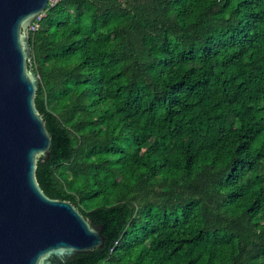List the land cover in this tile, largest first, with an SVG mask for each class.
<instances>
[{
  "label": "trees",
  "instance_id": "1",
  "mask_svg": "<svg viewBox=\"0 0 264 264\" xmlns=\"http://www.w3.org/2000/svg\"><path fill=\"white\" fill-rule=\"evenodd\" d=\"M27 35L34 178L104 236L63 264H264V0H57Z\"/></svg>",
  "mask_w": 264,
  "mask_h": 264
},
{
  "label": "water",
  "instance_id": "2",
  "mask_svg": "<svg viewBox=\"0 0 264 264\" xmlns=\"http://www.w3.org/2000/svg\"><path fill=\"white\" fill-rule=\"evenodd\" d=\"M46 3L0 0V264H63L104 240L100 223L44 194L33 175L50 138L33 106L39 80L27 25Z\"/></svg>",
  "mask_w": 264,
  "mask_h": 264
},
{
  "label": "built area",
  "instance_id": "3",
  "mask_svg": "<svg viewBox=\"0 0 264 264\" xmlns=\"http://www.w3.org/2000/svg\"><path fill=\"white\" fill-rule=\"evenodd\" d=\"M57 0H47V3H46V7L49 6V5H52L53 3H55ZM44 14V10L43 11H40L39 13H37L33 18L32 20L29 22V24L27 25V32L29 30H34L35 27L37 26V23H38V20L39 18ZM99 264H104L103 262L99 263Z\"/></svg>",
  "mask_w": 264,
  "mask_h": 264
}]
</instances>
